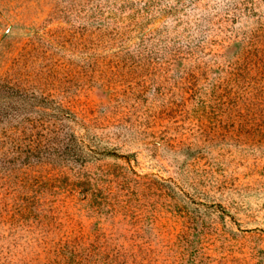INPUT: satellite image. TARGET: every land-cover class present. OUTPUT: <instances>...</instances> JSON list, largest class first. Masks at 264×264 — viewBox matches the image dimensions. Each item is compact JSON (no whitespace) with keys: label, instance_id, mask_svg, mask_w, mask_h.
Segmentation results:
<instances>
[{"label":"rangeland","instance_id":"obj_1","mask_svg":"<svg viewBox=\"0 0 264 264\" xmlns=\"http://www.w3.org/2000/svg\"><path fill=\"white\" fill-rule=\"evenodd\" d=\"M0 264H264V0H0Z\"/></svg>","mask_w":264,"mask_h":264}]
</instances>
